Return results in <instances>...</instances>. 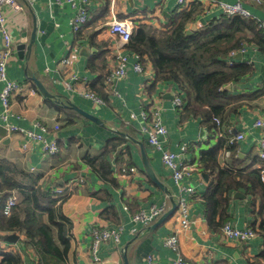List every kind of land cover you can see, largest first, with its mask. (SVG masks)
Instances as JSON below:
<instances>
[{"label":"crops","instance_id":"1","mask_svg":"<svg viewBox=\"0 0 264 264\" xmlns=\"http://www.w3.org/2000/svg\"><path fill=\"white\" fill-rule=\"evenodd\" d=\"M216 1L234 5L240 0ZM206 4L207 0L196 1L195 6L201 5L203 11L187 25L189 32L198 31L224 15L221 7ZM241 4L255 19L264 22V1L242 0ZM158 5L159 0H117L114 7L121 20L129 19L139 26L148 25L157 30L170 29L171 20L181 12L178 1L166 0L160 8ZM87 7L91 20L80 35H76L72 27L76 11L66 0H38L33 9H26L25 28L11 27L14 50L7 76L10 81L26 83L28 91L36 90L37 94L27 98L16 95L9 109L0 100V161L12 164L33 180L39 179L43 191L47 192L78 177L86 179L82 187H77L55 208L56 214L67 219L63 223L65 234L68 235L71 226L67 264H149L150 256L155 257V264H173L175 254L165 245L172 232H179L181 251L192 264L256 263L264 251V232L260 230L264 227L262 191L252 195L246 187H239L230 193L226 221L239 230L253 228L257 237L247 242L227 239L218 227L209 224L205 204V195L211 191L218 171L208 174L200 167L182 181V185L196 189L197 197L190 202V225L186 229L181 227L175 217L176 209L179 198L189 199V195L181 193L164 166L162 152L141 134L140 88L143 84L149 85V92L161 99L162 122L168 131L165 148L178 153L182 146L188 145L186 157L199 163L201 155L215 148L221 140L244 133L243 141L229 145L233 149L225 147L220 153L219 169L232 167L241 173L260 172L262 175L264 162L259 158L258 143L264 136V127H258L257 122H264V52L256 43L246 42L236 53L233 61L250 66L252 72L242 77L236 86L232 85L237 102L220 115L222 136L211 138L201 117H188L177 111L173 96L180 89L178 86L158 82L151 61L145 59L141 63L127 46L112 44L115 39L106 26L111 1L88 0ZM2 45L0 32V49ZM238 54H241L240 60ZM117 55L129 56L127 76L113 81L112 94L104 92L106 103L98 107L81 94L87 88L84 82L92 91L100 92L101 80L114 67ZM68 56L71 70L83 84L78 91L68 90L64 85L65 81L75 83L65 76L69 72L61 64ZM136 63L143 65L146 75L133 70ZM35 79L51 97L41 92ZM3 88L0 83V93ZM10 126L23 132H10ZM29 132L42 136L46 143L56 142L58 153L43 157L45 142L31 139L26 134ZM116 139L123 141L116 151L110 150ZM104 153L111 165L107 180L98 174V166L88 163L89 159H99ZM128 167L136 172L125 171ZM240 190L244 192L239 193ZM10 193L19 200L13 215L20 216L29 205L24 203L25 198L19 191ZM162 206H165V214L150 225L133 220L134 214L141 210ZM164 216L167 218L161 222ZM43 219L48 223V217ZM95 227L121 230L119 245L107 242L100 246L99 261L94 260L92 249L91 230ZM0 233L12 252L21 255L23 264H36L31 253L24 250V234ZM3 253L0 252V264L4 262Z\"/></svg>","mask_w":264,"mask_h":264},{"label":"trees","instance_id":"2","mask_svg":"<svg viewBox=\"0 0 264 264\" xmlns=\"http://www.w3.org/2000/svg\"><path fill=\"white\" fill-rule=\"evenodd\" d=\"M195 5L196 2L192 3L190 9L183 10L174 17L170 29L157 30L148 25L138 26L127 49L138 56L139 62L142 63L145 59L151 61L158 82L170 83L180 88L186 103L183 115L201 117L211 137L217 134L214 118H220L228 107L237 102L238 98L228 86H236L242 77L252 72L250 66L232 61V55L241 51L246 42L256 43L264 52V29L261 27L262 21L257 19L223 15L202 29L189 32L187 25L195 21L203 11L201 5ZM105 77L106 75L101 80L100 92L97 93H101L99 95L107 100L103 83ZM122 141H113L110 150L116 151ZM229 145L228 138L227 141L221 140L215 148L202 154L199 160L201 169L208 174L218 171L211 191L205 195V204L209 224L211 227H218L219 231L227 223L226 210L233 189L246 187L252 195H258L262 191L264 197V181L260 172L246 174L235 171L232 167L219 169L220 153L225 147L234 148ZM100 157L89 159L88 163L98 166V174L107 180L111 174V165L106 160L107 153ZM12 190L19 191L25 198L24 203L29 206L20 216L13 213L10 217L1 216L0 232L17 231L24 234V250L33 251L40 264H67L71 248V226L68 235L65 234L63 223L67 219L56 214L58 201L53 199L50 192L43 191L39 179L33 180V177L21 173L12 164L0 161V194L6 198ZM17 207L18 205L15 209ZM44 216L48 217V223L44 222ZM260 230L264 232V227ZM2 255L3 264H23L18 253L6 252ZM252 264H264V251L257 257V262Z\"/></svg>","mask_w":264,"mask_h":264},{"label":"built area","instance_id":"3","mask_svg":"<svg viewBox=\"0 0 264 264\" xmlns=\"http://www.w3.org/2000/svg\"><path fill=\"white\" fill-rule=\"evenodd\" d=\"M69 4L73 6L76 11V15L73 19V31L76 35H80L83 29L91 20L90 9L87 7L88 0H66ZM112 3L110 19L106 23L107 30L111 37L115 39V42L120 43L123 47L127 46L131 40L134 31L138 28L137 25L132 20L126 19L121 20L118 17V12L114 6L117 5V0H110ZM166 0H159L158 8H160ZM180 11L190 9L192 3L200 0H177ZM207 7H221L223 9V14L227 17L242 16L245 18L255 19L241 4L240 0L237 4L231 5L226 3H221L216 0H207ZM257 2H262V0H256ZM38 0H0V32L3 40L2 48L0 49V83H3L4 88L0 93V100L2 101L4 107L9 109L11 107V102L16 95H22V97L35 96L37 94L36 90L28 91L26 83H19L16 81H10L7 76V67L13 58L14 41L11 35V27H16L19 30H23L26 26V9H33ZM84 4V5H83ZM83 5V6H82ZM262 28L264 29V22H261ZM121 50V48L119 49ZM124 50V49H123ZM73 51L70 50V56L72 57ZM235 53L232 57H235ZM64 57L61 61L69 73H65V76L73 81L71 84L68 81L64 82V85L68 90L78 91L79 86L83 84L79 83L78 76L71 70V57ZM233 61V59H232ZM231 61V64H232ZM129 70V56L128 55H117L116 63L110 71L108 70L105 77V93L112 94L111 86L114 80L122 79L127 76ZM133 70L141 73L143 75L147 74L146 69L141 63H136L133 65ZM86 90L82 91L81 94L84 98L91 99L96 106H100L106 103V99L101 97L96 92L90 89L89 84ZM183 94L179 89L173 98V103L177 111L181 114L185 112L186 103ZM140 98H141V115H142V136L147 137V140L151 146L156 148L158 151L162 152V162L164 166L171 172L172 178L176 185L179 187L181 193H187L189 199L181 196L178 201V207L176 209V220L184 229L188 228L190 225L189 220V209L190 202L197 197V191L192 186L182 185V181L186 177H190L193 173L198 172L200 168L199 163L189 160L186 155L189 151L188 145L181 147L180 152L175 153L171 149H167L164 146V141L168 135L167 128L162 122V113L164 111L161 99L149 92V85L143 84L140 88ZM25 100V99H24ZM214 122L217 125V134L211 135L213 137H221L220 128L222 126V121L220 118H214ZM258 127H264L263 121L257 122ZM10 132H23V130L18 127L10 126ZM31 139L44 141L43 137L36 135L34 133H26ZM245 139L244 133L237 134L235 136L228 138V144L234 145ZM45 142V141H44ZM259 158L264 162V136L260 139L259 143ZM59 147L56 142L46 143L43 148V157L50 158L58 153ZM124 169V168H123ZM125 171L135 173L136 169L128 167ZM262 180L264 181V166L262 168ZM86 183L84 177H78L68 182L65 186L60 188L51 189L53 199H56L58 204H61L64 199L69 197L77 187H82ZM182 195V194H181ZM19 200L14 193L6 198L0 194V217H10L18 205ZM166 212L165 206L153 207L148 211L141 210L134 214L133 220L137 223H142L144 225H150L162 217ZM222 235L227 239H232L240 242H247L250 239L257 237V232L253 228H246L243 230L236 229L227 222L221 229ZM1 234V233H0ZM91 236L93 239L92 249L95 261H99L97 252L100 246L107 242H113L117 245L120 244L121 230L108 229L102 227H95L91 230ZM165 245L174 252L175 259L173 264H192L182 253L180 246L179 232H172L169 237L165 240ZM0 252H12L11 247L7 245L0 238ZM36 264H40L39 260L34 258V254L29 250ZM149 264H155L156 259L154 256L148 258Z\"/></svg>","mask_w":264,"mask_h":264},{"label":"water","instance_id":"4","mask_svg":"<svg viewBox=\"0 0 264 264\" xmlns=\"http://www.w3.org/2000/svg\"><path fill=\"white\" fill-rule=\"evenodd\" d=\"M240 56H241V54H238V55H237V59L240 60ZM35 81H36V84H37V85L39 86V88L41 89V92H42L45 96H47V97H51L50 94H49V92L43 87V85H42L41 83H39V81H37L36 79H35ZM232 87H233L232 84L228 86V88H230V89H232ZM172 96H173V95H172ZM173 98H174V96H173ZM84 114H86V113H84ZM86 115H87V116H90L91 119L96 120L95 117H92V116L89 115V114H86ZM98 122H99V121H98ZM146 164H147V166L149 167L147 161H146ZM243 192H244L243 190H240V191H239V193H243ZM166 218H167V217L164 216L161 222H163Z\"/></svg>","mask_w":264,"mask_h":264}]
</instances>
